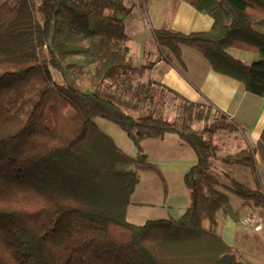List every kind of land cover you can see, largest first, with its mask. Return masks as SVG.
Returning a JSON list of instances; mask_svg holds the SVG:
<instances>
[{"label": "trees", "instance_id": "1", "mask_svg": "<svg viewBox=\"0 0 264 264\" xmlns=\"http://www.w3.org/2000/svg\"><path fill=\"white\" fill-rule=\"evenodd\" d=\"M183 1L213 26L190 34L155 30L164 58L193 48L215 72L264 96V0ZM128 13L124 0H0V264H253L216 231L218 213L231 206L212 172L219 147L204 135L233 126L219 121L199 131L130 115L140 107L126 97L134 70ZM235 51L255 58L244 61ZM99 118L127 134L136 157L100 129ZM171 134L197 158L184 176L191 204L178 220L134 225L127 213L141 172L155 173L168 195L143 142ZM257 157L264 165V130L251 149L223 161L256 171ZM230 184L264 217L261 183Z\"/></svg>", "mask_w": 264, "mask_h": 264}, {"label": "crops", "instance_id": "2", "mask_svg": "<svg viewBox=\"0 0 264 264\" xmlns=\"http://www.w3.org/2000/svg\"><path fill=\"white\" fill-rule=\"evenodd\" d=\"M144 4L146 5L145 10L138 0L136 4L138 18L136 20L140 23L147 22V16L150 15L151 21L154 23L152 24L154 31L167 29L172 32L190 34L208 32L213 26V19L208 14L198 12L183 0H144ZM131 53H133L132 50ZM130 56L132 57L131 54ZM244 58H246L245 61L249 62L255 57L246 54ZM133 63L134 70L127 78L131 81H125L126 86L129 88L130 86L138 87L140 84L141 87L144 86L143 83H152L154 88H159L162 92L169 93L175 99L181 100L188 106L189 113H191L187 117L190 123L187 126L204 131L214 125L217 119L233 126V132L220 130L215 133H205L204 136L219 147L218 154L221 156H217V159L214 160L212 172L220 181V189L229 196L231 206L229 213L226 214L224 211L218 213L216 231L230 247L247 261L245 251H240L236 246L238 239H241L242 243L249 242L246 239L247 235H240L238 223L248 216L260 214L257 211H252L249 206H245L244 201L239 196L240 201L236 202L235 205L232 204L230 196L237 195L232 193L229 187L232 180L248 185L252 189L256 188L257 182L264 186V165L261 159L257 157L256 171H253L248 167L227 164L223 159L229 155L251 149L259 141L264 130V96L253 95L246 90L243 83L215 72L201 52L187 46H181V58H173L171 62L161 58V60L151 64L142 61L134 62V60ZM140 66L146 69L142 73L140 70L143 68ZM123 85L125 84H122L121 87ZM172 113H180V111ZM111 131L114 136H109L114 139L118 147L126 154L136 157L138 152L133 142H130V138L126 139L124 133L119 129L112 128ZM222 150L224 155H222ZM143 151L147 155L149 163L161 171L168 184V195L167 198L164 196L160 208H167L168 214L178 210V214L169 216V219L178 220L191 204L189 191L184 185V176L196 164V155L190 147L182 143L173 134L168 135L163 140H145ZM143 174L155 173L143 171L140 173L141 180ZM147 177L155 180L152 175H147ZM188 194L190 202L185 206L186 208L180 206V203L169 205V200L172 197L183 196L187 198ZM133 205L148 208L154 204L145 201H132L128 208L127 218ZM235 209L245 210L246 213L238 220L235 216ZM220 213L224 220L223 225L219 221ZM151 219L147 218L146 222ZM204 227L211 228L210 222H204ZM263 229L264 224L260 231ZM253 231L260 232L254 229ZM261 259L264 260V257Z\"/></svg>", "mask_w": 264, "mask_h": 264}, {"label": "rangeland", "instance_id": "3", "mask_svg": "<svg viewBox=\"0 0 264 264\" xmlns=\"http://www.w3.org/2000/svg\"><path fill=\"white\" fill-rule=\"evenodd\" d=\"M34 4H37L40 0H31ZM1 2L7 3L10 6H14L20 2V0H1ZM143 8L145 10L146 5L144 4V0H140ZM138 0H124V4L126 8L129 10V13L126 16H123L124 28L125 33L129 37L128 45L133 53L130 52L134 62L142 61V62H149V64L154 63L164 59V54H168L166 49H163L154 37V29L151 21V16H147V22L137 21V4ZM140 53V55H139ZM237 56L241 57L244 61L246 55L243 52L235 51L234 52ZM250 55V54H248ZM143 69L140 70L142 73L143 70H146L143 66H140ZM54 78L61 82L62 78L60 74L57 72L52 71ZM136 79V78H135ZM146 82V81H145ZM139 83V82H138ZM144 86L140 87H132L131 91L127 93V99L131 100L132 102L139 105V111H132L130 115L134 117H140L143 115L152 114L157 118L164 119L176 126H186L190 125L188 121V116L191 115L189 113V108L181 102V100L175 99L169 93L162 92L159 88H154L152 83H143ZM142 85V84H141ZM124 92L126 91V86H123ZM137 93L136 97H133L132 94ZM144 100V101H143ZM147 101V102H145ZM161 110V111H160ZM166 113H160V112ZM175 111H180V113H172ZM182 115V116H181ZM220 120L217 119V122ZM97 125L100 129L106 134L114 136V133L111 131L113 129H119L122 133H124L126 139L128 138L127 134L116 124L111 123L109 121L103 119H96ZM129 139V138H128ZM131 142V140H130ZM222 155H224V151L222 150ZM220 157L221 155L218 154ZM147 175H152L155 180H151ZM136 193L132 196L131 202L135 201H145L150 202L154 205H150L148 208H141L137 205H133L130 208L128 221L134 225L141 226L145 224L147 218H152L151 220H159L167 218L169 216H175L176 213L178 214V210H175L171 213H167V208L163 209L160 208V204L163 203L164 198V188L162 181L155 175V174H143L142 180L136 187ZM232 204H236V202L240 201L238 196L231 195ZM189 194L187 198L183 196L180 197H172L169 201V205H174L180 203V206L188 205L190 202ZM165 200V199H164ZM233 205V206H234ZM186 208V207H185ZM245 210H237L235 209V216L236 219H240L245 215ZM174 220V219H173ZM219 221L221 225H223V217L222 214H219ZM243 221V219H242ZM242 221L238 223L239 233L245 234L246 239L249 241L248 243H242L241 239H238V243L236 244L237 248L240 251H245V258L247 261L252 262L253 264H264V260L261 258L264 257V229L260 232H254L253 229L244 224Z\"/></svg>", "mask_w": 264, "mask_h": 264}, {"label": "built area", "instance_id": "4", "mask_svg": "<svg viewBox=\"0 0 264 264\" xmlns=\"http://www.w3.org/2000/svg\"><path fill=\"white\" fill-rule=\"evenodd\" d=\"M242 224L253 228L255 231H260L264 224V219L260 215L248 216L243 219Z\"/></svg>", "mask_w": 264, "mask_h": 264}]
</instances>
